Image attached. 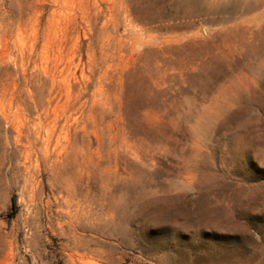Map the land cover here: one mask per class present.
Returning <instances> with one entry per match:
<instances>
[{"label": "rangeland", "instance_id": "obj_1", "mask_svg": "<svg viewBox=\"0 0 264 264\" xmlns=\"http://www.w3.org/2000/svg\"><path fill=\"white\" fill-rule=\"evenodd\" d=\"M0 264H264V0H0Z\"/></svg>", "mask_w": 264, "mask_h": 264}]
</instances>
